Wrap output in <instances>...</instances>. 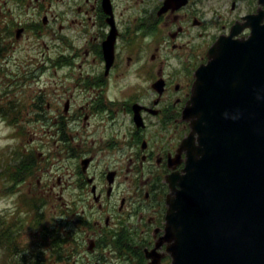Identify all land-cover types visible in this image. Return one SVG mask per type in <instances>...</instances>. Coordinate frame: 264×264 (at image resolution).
I'll list each match as a JSON object with an SVG mask.
<instances>
[{
  "label": "flooded vegetation",
  "instance_id": "1",
  "mask_svg": "<svg viewBox=\"0 0 264 264\" xmlns=\"http://www.w3.org/2000/svg\"><path fill=\"white\" fill-rule=\"evenodd\" d=\"M10 1L14 0L2 2ZM208 1L172 0V5H166V0H26L23 7L9 8L10 11H22L27 16L16 18L21 22L18 36L26 30L31 39L35 38L41 33L40 30L36 31L39 29L37 25L41 24L51 27L54 25L59 30L57 39L51 38L56 49L60 51L57 63L51 65L58 66L53 69L54 74L59 72L60 67L68 65L63 64L64 61L74 59L76 54L77 56L79 53L83 54V60L86 59L87 63L91 64L85 63L79 76L86 77V85L89 91L94 93V98L103 97V90H107L110 77L113 74L119 77L124 61L128 62L127 69L130 64L136 65L134 72L140 79L134 83L130 82L127 88L128 91L139 92L138 96L132 97L134 99L126 109V113L131 115L134 127L129 130L130 137H127L129 141L125 140V147L121 146L122 152L114 164L115 167L109 168L105 174L106 188L99 187L98 191L94 177L90 175V170L97 166L99 159L106 158V152L102 147L98 149L101 150L98 156L96 153L92 155V152L85 148L83 137H80L79 148L75 146L64 152H57L61 158L57 162H52L50 167L52 174H49V169L43 171L45 168L36 159L37 154H43L47 147L50 145L53 147L59 139L69 141L71 137H65L68 132L64 129L65 122L78 120L77 111L85 113L89 110V105L78 107L73 99L74 94L84 90L83 84L76 93L61 95L65 97L63 106L58 107L55 116L50 117L53 123H58L56 134L62 137H45L42 143L36 140L37 137H32L30 143H27V148L21 150L22 153L13 154L12 163L25 157L24 165L34 163V167L22 170L20 177L15 175L12 178L24 179L33 174V179L37 178L36 192L40 189L39 193L44 192V195L47 193L46 197H52L49 200L57 201L56 213L52 216L54 227L37 229L41 239H32L33 242L30 241L32 244L28 243L30 248L28 252L33 251L34 258L40 259L38 256L41 255L49 260L41 264L64 262L77 264L76 260L79 257L83 264H101L102 254L98 255L101 252L98 250L101 243L106 244L110 232L113 231L111 234L122 237L126 236L128 230L131 231L128 227L123 228L122 222H117L120 220L119 214H122L125 208L137 209L140 213L136 226H139V221L154 222L158 225V218L162 221L165 218L166 199L171 190L167 176L174 171L182 172L185 166V152L182 154L178 152L185 135L180 134L181 139L178 145H175V131L182 128L181 122L187 133L189 131L188 122L181 119V113L191 97L196 70L208 61L207 52L216 41L208 39V24L213 22L209 20L213 19L215 24H218V18L221 16L218 18L208 16ZM259 9L264 10V5H260ZM259 9L257 10L253 2L243 14H236L230 19L228 17L229 26L222 25L226 30L222 34H229L235 23H243L245 16L258 13ZM15 12L14 17L17 14ZM214 12L217 13L216 10ZM24 21H27L29 26L23 23ZM74 22H77L79 28L88 35L84 45L86 48L82 51L81 46L75 48L74 45L75 38L80 37L72 30ZM30 27L33 28L32 33H28ZM250 33L251 28H247L239 36L247 37ZM108 40L113 47L111 63L109 61L111 54H106L104 49V43ZM50 59L51 57L46 58L44 62ZM101 67L103 74L100 73ZM166 67L167 72H164ZM101 79L105 81L104 85L101 84ZM52 82L57 84L63 80ZM132 84L138 86L133 87ZM146 86L152 88L153 95L144 90ZM13 101L8 100L0 104V113L5 112L18 119L21 113H15L14 107H7L12 105ZM32 102L39 110L35 116L40 115L42 125H48L44 115L47 110L48 112L51 110L52 102L47 96V89L43 88L38 95H33ZM97 103L98 101L95 105ZM114 103L116 101L110 100L111 105ZM105 104L103 99H100L96 108H108L109 102L105 101ZM20 111L22 112V109ZM119 112L122 113L123 108L117 106L114 113L117 115ZM75 113L77 117L72 118ZM136 115L138 122L135 119ZM89 116L90 113H85L82 119L88 120ZM116 119L112 120L114 124ZM60 145L59 143L57 146ZM114 147L110 146L107 149L109 159L115 152ZM46 158L48 163L51 162V156ZM73 160H76L74 167L71 165ZM14 168L15 165L13 168L11 166V170ZM89 185V195L94 203L86 201L89 196L86 194V186ZM56 187L59 193H55ZM113 196H118L119 205L116 203L117 199L112 202ZM39 198L34 197V204L28 206L44 203L45 199ZM57 207L60 208L58 211ZM94 208L96 209L93 212L88 211ZM26 209L30 212L29 208ZM80 215L85 219H80ZM146 217L149 221L145 220ZM162 227L164 226L156 227L155 239L164 232ZM162 246L165 253V245ZM83 251L93 256L85 259L81 254ZM27 257L32 258L30 254ZM145 257V263L148 264L149 259ZM170 260L169 254H163L160 264L166 262L169 264Z\"/></svg>",
  "mask_w": 264,
  "mask_h": 264
},
{
  "label": "water",
  "instance_id": "2",
  "mask_svg": "<svg viewBox=\"0 0 264 264\" xmlns=\"http://www.w3.org/2000/svg\"><path fill=\"white\" fill-rule=\"evenodd\" d=\"M243 19L209 49L183 112L186 164L168 177L157 243H166L169 264H264V10ZM245 28L250 35L236 37ZM161 256L147 252L150 264Z\"/></svg>",
  "mask_w": 264,
  "mask_h": 264
},
{
  "label": "rangeland",
  "instance_id": "3",
  "mask_svg": "<svg viewBox=\"0 0 264 264\" xmlns=\"http://www.w3.org/2000/svg\"><path fill=\"white\" fill-rule=\"evenodd\" d=\"M2 1L3 0H0V16L3 17L0 18V27L2 28H0V104L8 100L13 101L14 98H16L15 101L11 102L12 105H8L7 107H14L13 111L15 113H21V116L16 119L7 115L8 113H0V155H5V151H7L5 146L8 144H21L22 148H27V142H29L32 137H37L36 140L39 141V143H42L45 137H62L56 134L58 131V123H53L50 117L53 115L55 116L56 109L63 106L65 97H61V95L68 96L67 93H76V90L83 84L85 86L84 90L80 91L79 94H74L73 99L78 107L81 105H89V110L85 111V113H90L88 120L84 121L82 119L85 114L84 112L78 113L77 111L78 120H67L69 122H65L64 124V129L68 130L65 137H71L69 141L64 142V140L59 139L53 147L50 145L43 154H37V156L40 155L38 157L35 156L36 159L41 162L42 167L45 168L43 171L49 169V174H52L53 171L52 168H50L52 162H57L61 158L57 152H64L75 146L79 148L81 144L80 137H83L85 148L90 150L92 155L96 153L98 156L101 152V150L98 149L102 147L106 152V158H100L97 162V166L90 170V175L94 177V183L97 185L98 191L99 187L106 188L107 183L105 174L109 168L115 167L114 164L117 162L122 152L121 146L124 145L125 147V140L129 141L127 137H130L129 130L134 127L131 115L126 113V109L130 101L134 99L132 97H136L139 94V92H131L127 89L130 82L134 83L140 80L134 72L136 65L134 63L130 64L127 69L128 62L124 61L123 69L119 71V77L117 74H113L110 77L107 90H103V97L99 96L94 98V93L89 91L88 85H86V77L79 76L81 75V69L84 67V64L87 63L86 59L83 60V54L79 53V56L76 54L74 59L64 61L63 64L68 65L60 67L59 72L54 74L53 69L58 66L52 67L51 65L57 63V55L60 51L56 49L51 38L57 39L59 30L54 25L51 27L41 24V26L37 25L39 29L36 30H40L41 33L37 34L35 38L31 39V37L26 34V30L18 36V28L21 26L19 25L21 22L17 21L16 18L17 16H27L23 14L22 11H10L9 8L23 7L26 0ZM253 2L258 10L260 7L258 0H209L208 16L217 18L221 16L218 18V24H215V20L213 19L209 20L213 22L208 24V39L213 42L220 34L226 32L222 25L228 27V20L236 14H243L246 12L249 5ZM33 3L35 4L34 1ZM121 9L123 8L121 7ZM213 9L214 11L216 10L217 13H215ZM14 12L17 13L16 17L13 15ZM9 16L12 18L10 19ZM228 17L229 19L227 20ZM23 23L29 26L27 21ZM30 29L28 33L33 32V28L30 27ZM72 30L80 35L79 38H75L74 45L75 48L81 46L82 51L86 48L84 45L88 40V35L79 28L77 22L73 23ZM50 57L51 59L49 61L44 62L46 58ZM100 62L102 63V61ZM166 69L167 67L164 68V72H167ZM100 73L103 74L102 67ZM54 80H63V82L53 84L52 81ZM100 82L102 85L105 84V81L102 79ZM76 83L80 85L78 86ZM132 86L137 87L138 85L132 84ZM43 88L47 89V96L52 102L51 110L49 112L47 110V113L44 115L45 119L47 118L48 125H42V117L40 115L35 116L39 110L35 103L32 102V96L38 95ZM7 90L9 91L7 92ZM144 90L149 92L150 95H153L151 87L146 86ZM100 99H103L104 104L105 101L109 102L108 108H96ZM20 100H22V102H20ZM110 100L116 101L117 104L114 103L111 105ZM97 101L98 103L95 105ZM117 106L123 108V112H119L115 115L114 112ZM185 107L182 110L181 119L187 122L188 120L183 117ZM20 109H22V112ZM76 113L72 118L77 117ZM115 118L117 119L114 124L112 120ZM180 124L182 128L175 131V145H178V141L181 139L180 134L187 135V130L184 128L183 123L181 122ZM102 137L107 138L103 139ZM35 143L36 142H34V144ZM59 143L61 145L58 147L57 145ZM110 146H115V152L109 159L107 149ZM15 149L20 150V148L16 147ZM19 153H22V151ZM49 156H51L52 159L51 162L48 163V158L46 157ZM41 157H44V159ZM7 161H9V157H7L3 166ZM71 165L74 167L76 165V160H73ZM178 173L183 174L184 171ZM32 176L33 174L24 179L17 178L15 180L12 177H7V179L12 180V184L10 182L8 183L4 177H0V201H5L8 198L14 197L10 209L0 210V264H13L14 262L20 264L23 259L28 258L26 252L30 249L28 243L32 244V239H41L40 235L37 234V229H52L54 227L52 216L56 213L55 202L57 201L49 200V198L52 197L47 196V198V193L45 195L44 192L39 193L40 189L36 192L37 178L33 179ZM54 190L55 193H59L57 187ZM170 192L171 191H169V193ZM86 194H90V185L86 186ZM34 197H40L39 200L45 199L44 203H39L38 206H28L29 204H34ZM63 199L65 200V196ZM115 199H117L116 203L119 205L120 201L118 196H113L112 202ZM86 201L87 203H94L90 195L86 198ZM148 203H150V201ZM26 208H29L30 212H27ZM59 209L60 208H58L57 211ZM80 209L81 208H79V210ZM95 209L96 208L89 209L88 211L93 212ZM139 215L140 213L137 209L130 210L129 208H125L124 212L119 214L120 220L117 222H122L123 228L128 227L133 232L128 230L126 236L121 237L118 236V234H111V232H113L111 231L106 239V244L101 243V247L98 250L101 251L100 253L98 252V255L102 254V258H100L101 264H146L144 258H146L147 252L157 251L162 255L164 254L162 245H165L166 250V243H163L161 246L157 245L160 237L164 233L156 239L154 235L156 227L165 226V218L163 221L158 218V225L154 222L146 223L144 221H139V226H136L135 223ZM76 217L77 215H75V218ZM80 219L85 218L80 215ZM145 220L149 221L147 217ZM162 228L164 230V227ZM31 240L32 242H30ZM128 246L129 248H134V250L129 251ZM22 248L26 249V251H21ZM81 254L85 259L93 256L86 251H83ZM147 258L149 259L148 264H150L152 257ZM23 261L26 263V260ZM76 261L77 264H83L80 257ZM63 264H66V262ZM166 264L168 263L166 262Z\"/></svg>",
  "mask_w": 264,
  "mask_h": 264
},
{
  "label": "trees",
  "instance_id": "4",
  "mask_svg": "<svg viewBox=\"0 0 264 264\" xmlns=\"http://www.w3.org/2000/svg\"><path fill=\"white\" fill-rule=\"evenodd\" d=\"M23 160H25V157H23ZM23 160H18V162L15 164V168H14V170H11V167L8 169V168H6L5 169V171H4V173H3V175L2 176H4V178L6 179V181L9 183H11V180L10 179H7V177H13V176H19L20 177V175H21V171L22 170H26V169H28V168H32V167H34V163H32V164H30V165H28V166H25L24 165V162H23ZM7 174V175H6ZM12 184V183H11ZM9 188V187H8ZM10 238V237H9ZM128 249H129V251H131L130 250V248H129V246H128ZM21 251H26V249H21ZM11 252V251H10ZM28 254H30L31 255V257L32 258H30V259H28V258H25V259H23V260H26V263H24V261L22 260L21 262H20V264H41V262H45V263H47V261H49L48 259L46 260L45 258H43L41 255H39L38 256V258H40V259H36V258H34V253H33V251H31V252H28V251H26ZM27 254V255H28ZM28 259V260H27ZM32 259V260H31ZM17 263V262H16ZM15 262L13 263V264H16ZM19 264V263H18Z\"/></svg>",
  "mask_w": 264,
  "mask_h": 264
},
{
  "label": "clouds",
  "instance_id": "5",
  "mask_svg": "<svg viewBox=\"0 0 264 264\" xmlns=\"http://www.w3.org/2000/svg\"><path fill=\"white\" fill-rule=\"evenodd\" d=\"M13 198H8L5 201H0V210L10 209L12 207Z\"/></svg>",
  "mask_w": 264,
  "mask_h": 264
}]
</instances>
